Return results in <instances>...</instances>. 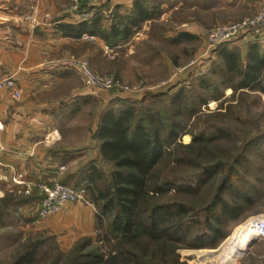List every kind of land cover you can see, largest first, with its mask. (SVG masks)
<instances>
[{
  "label": "trees",
  "instance_id": "obj_1",
  "mask_svg": "<svg viewBox=\"0 0 264 264\" xmlns=\"http://www.w3.org/2000/svg\"><path fill=\"white\" fill-rule=\"evenodd\" d=\"M98 11L90 19L61 23L58 28L67 36H98L111 47L122 44L132 32L125 27L124 18L118 21L116 17L117 22L106 27ZM223 56V67L214 62L206 74L195 78L200 77L193 82L194 89L182 85L168 90L170 102L157 111L138 107L127 98H119L120 105L102 109L93 136L100 141V159L80 169L72 185L84 190V196L96 208V227H104L114 247L84 251L78 257L79 263L73 264L154 263L148 254L155 256L159 249L163 251L165 243L172 252L181 245L194 249L215 247L227 235L231 222L264 209V133L242 140L234 152L227 147L228 156L206 157L208 160L194 145L209 146L219 138H227L230 133L225 129L192 135V141L183 145L190 150L175 149L181 147L179 137L186 130L178 117L180 103L184 101L188 111H193L188 91H197L202 103L209 100V92L217 93L228 81L237 88L259 87L264 92V79L258 80L255 63L237 75L236 55ZM214 73L221 81L211 79ZM164 129L166 133L162 134ZM165 160L174 166L197 169L183 179H165L164 168L159 167ZM103 162L113 166L109 174ZM33 198L20 197L16 203H28ZM34 256L30 253L25 258Z\"/></svg>",
  "mask_w": 264,
  "mask_h": 264
},
{
  "label": "crops",
  "instance_id": "obj_2",
  "mask_svg": "<svg viewBox=\"0 0 264 264\" xmlns=\"http://www.w3.org/2000/svg\"><path fill=\"white\" fill-rule=\"evenodd\" d=\"M263 2L101 0L98 12L102 13V22L106 27L124 18L125 27L132 31L122 42L125 48L133 39L139 42L149 36L152 23H155L161 29L163 39L173 49L193 53L192 62L184 66L187 70L181 76L203 75L214 62L223 67V55L235 54L236 74L242 75L249 65L255 63L260 80L264 79V29L258 36L248 35L227 42L211 54L206 53L205 33L213 26L256 13ZM69 6V0H0V164L7 171L8 167L15 166L19 172L32 175H37L38 170L50 174L56 172L58 166L66 168L67 162L80 166L100 159V141L93 137L100 114L87 128L81 146L71 143L66 130L71 127L70 114L84 103L102 98L105 109L110 97L87 88L81 73L70 65L69 59L72 56L85 57L96 66L95 61L117 60L118 49L123 45L108 46L98 36L75 38L65 35L58 28L61 23L82 21ZM108 13L113 14L111 22ZM189 44L193 47L191 50L187 47ZM129 48L131 56L134 48L132 45ZM176 57L178 55H161L170 76L178 67ZM9 76L16 79L20 97H15L12 90L3 84ZM71 124H75L73 118ZM94 142H97V148L93 150ZM26 178L29 179L30 174ZM95 214L90 204L68 203L54 220L58 223L75 222L78 231L86 234L95 225ZM256 214H264V209L246 217ZM253 243V248H260L254 254L257 257L255 262L264 263V241L256 239Z\"/></svg>",
  "mask_w": 264,
  "mask_h": 264
},
{
  "label": "rangeland",
  "instance_id": "obj_3",
  "mask_svg": "<svg viewBox=\"0 0 264 264\" xmlns=\"http://www.w3.org/2000/svg\"><path fill=\"white\" fill-rule=\"evenodd\" d=\"M152 25L154 27L151 26V34L145 36L143 41L137 42L135 39L131 41L130 46L134 48L131 56L128 51L130 46L125 48L122 44L123 46L118 49V59L115 61H95L96 66H93L88 59L91 68L96 73L113 74L122 85L139 89L125 96L119 93L120 89L109 91L97 89L100 93L110 97V100H107L108 105H120L119 98H127L135 102L138 107L148 106L157 111L165 105V102H170L171 96L166 93L168 90L174 91L182 85L194 89L193 82L198 81L200 77L195 79L196 77L180 75L187 70L184 66L192 62L193 53L184 49L182 51L173 49L171 44L161 36V29L156 27L155 23ZM187 47L193 48L190 44ZM162 53L167 57L173 54L178 55L176 63L179 65L177 64L178 67L171 76L161 60ZM210 76L214 81L220 80L215 73ZM183 77L187 81L183 82L185 79ZM228 82H224L217 93L209 92V100L205 103L200 102L197 91L190 92L189 88H186L187 97L193 103V111L191 113L188 111L189 106H186L184 101L180 103L182 112H178V117L185 124L186 130L180 134L181 140L178 138L182 148L176 146V150L178 149L179 152H182V149L187 150L188 148L183 145L192 141V135H208L215 133L219 128L225 129V133H230L227 138H219L209 146H198L197 143L194 145V148L202 151L203 159L208 160L206 157L212 159L221 155L228 156L227 147L231 146L234 152L233 149L240 148L242 140L264 133V92L259 87L237 88L231 84V81ZM160 93H166V95L157 96ZM103 103L102 98L94 99V101L84 103L73 114H70L69 125L71 127L66 131L71 143L75 146H81L84 142L87 128L91 127L98 118V114L104 107ZM72 118L75 123L73 125L71 124ZM161 133L165 134V129ZM96 144L97 142L92 143L93 150L97 148ZM66 165L63 171H60L58 166L55 169L56 172L43 174L38 170L37 175H32L19 172L15 166L8 167L9 171H7L0 164V264H73L79 263L78 257L84 251L96 248L108 250L114 247L107 240L105 229L101 225L96 227L93 224L92 230L83 234L78 231L75 222L58 223L55 221L56 214L45 220L36 221L41 196L39 185L51 184L53 178L75 185V175L85 164L79 166L67 162ZM101 165L107 174L113 170L110 163L103 162ZM159 167L164 168L163 177L165 179L174 181L185 178L197 169L195 166L194 169L174 166L167 160ZM19 173L23 174L28 183L27 186H30L29 194L26 193V184H16L13 180L14 176ZM29 174L30 178L27 179L26 175ZM172 193L173 191H170L168 194L172 195ZM28 195L34 197L31 202L20 205L16 203L20 197ZM77 202L90 204L96 212V208L86 199L84 193ZM251 216L254 215L231 222L226 228L227 235L215 247L194 249L181 245L172 252L168 247L169 244L165 243L163 251L159 249L155 256L146 255L154 262L149 264H264L255 262L257 257L254 254L260 248H253L252 245L256 238L255 236L252 238L246 223ZM247 247L250 248L246 251ZM244 250L245 252L241 253ZM30 253H34L35 256L26 259L25 256Z\"/></svg>",
  "mask_w": 264,
  "mask_h": 264
},
{
  "label": "built area",
  "instance_id": "obj_4",
  "mask_svg": "<svg viewBox=\"0 0 264 264\" xmlns=\"http://www.w3.org/2000/svg\"><path fill=\"white\" fill-rule=\"evenodd\" d=\"M33 1V0H30ZM70 10L78 14L82 20L90 19L100 6L101 0H69ZM87 6V8H86ZM108 20L111 22L112 13H108ZM264 29V2L260 5L256 13L245 16L240 20L219 24L205 33L206 53L211 54L223 44L234 39H241L248 35L258 36ZM70 65L77 69L82 77L84 85L87 88L94 90L109 91L120 89V94L125 96L131 91H137V88H129L122 85L113 74H98L90 66L88 58L72 56L69 59ZM16 79L12 76L7 77L3 84L12 90L15 97L21 96V91L17 88ZM60 171L65 169V166L59 167ZM16 184L27 186L28 183L24 179L23 174H16L13 178ZM39 191L41 194L40 203L37 209L36 221L45 220L64 209L68 203L77 202L83 189H77L70 183H64L59 179L53 178L51 184H40ZM26 193H30V186H27ZM255 238L264 241V214L251 216L246 221Z\"/></svg>",
  "mask_w": 264,
  "mask_h": 264
},
{
  "label": "bare ground",
  "instance_id": "obj_5",
  "mask_svg": "<svg viewBox=\"0 0 264 264\" xmlns=\"http://www.w3.org/2000/svg\"><path fill=\"white\" fill-rule=\"evenodd\" d=\"M249 232H250V235L252 236V238H254V234L251 232L250 228H249Z\"/></svg>",
  "mask_w": 264,
  "mask_h": 264
}]
</instances>
